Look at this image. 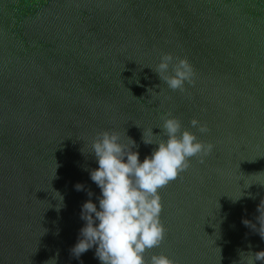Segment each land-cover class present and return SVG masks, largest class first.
I'll return each instance as SVG.
<instances>
[{
  "label": "water",
  "instance_id": "1",
  "mask_svg": "<svg viewBox=\"0 0 264 264\" xmlns=\"http://www.w3.org/2000/svg\"><path fill=\"white\" fill-rule=\"evenodd\" d=\"M164 53L192 68L182 91L151 70ZM165 114L212 149L158 189L164 235L146 264H247L264 250L250 228L264 201V0H0V264H100L95 246L69 251L99 196L91 142L115 132L142 161L156 147L142 132L166 139Z\"/></svg>",
  "mask_w": 264,
  "mask_h": 264
},
{
  "label": "clouds",
  "instance_id": "2",
  "mask_svg": "<svg viewBox=\"0 0 264 264\" xmlns=\"http://www.w3.org/2000/svg\"><path fill=\"white\" fill-rule=\"evenodd\" d=\"M151 70L170 90L182 91L184 83H191L193 77L186 60L174 59L168 53L162 54L155 69ZM161 119L166 139L154 142L151 129L142 132L143 144L156 145L142 161L133 150L137 147L135 142L127 137L128 143L124 144L115 132L102 131L91 142L90 151L97 167L89 170V179L99 189V196L96 205L89 199L80 206L79 218L84 223L69 250L72 257L78 259L95 246L94 257L100 264H146L145 250L159 246L164 228L159 222L158 189L185 170L189 158L207 156L212 149L211 144L201 143L193 133L181 131L176 118L165 114ZM189 125L197 127L201 133L207 130L195 119L190 120ZM74 188L80 191L82 186L76 184ZM87 194L91 197L90 192ZM240 195L232 198L233 202ZM256 211L258 227L251 224L253 227L250 228H254L264 241V201L260 200ZM242 223L250 225L247 220ZM250 254L247 264L257 261L264 264V250ZM147 264H173V261L158 254L152 255Z\"/></svg>",
  "mask_w": 264,
  "mask_h": 264
},
{
  "label": "snow or ice",
  "instance_id": "3",
  "mask_svg": "<svg viewBox=\"0 0 264 264\" xmlns=\"http://www.w3.org/2000/svg\"><path fill=\"white\" fill-rule=\"evenodd\" d=\"M186 170V169H185ZM184 171V170H183ZM182 172V171H181ZM181 172H179L178 174H177V176L174 178V179H172V180H170L168 183H173V182H175V180L176 179H178L179 178V175L181 174ZM163 186H167L166 184L165 185H163Z\"/></svg>",
  "mask_w": 264,
  "mask_h": 264
}]
</instances>
